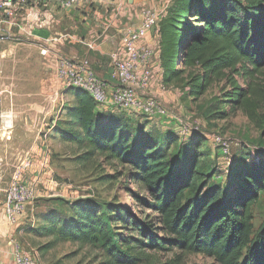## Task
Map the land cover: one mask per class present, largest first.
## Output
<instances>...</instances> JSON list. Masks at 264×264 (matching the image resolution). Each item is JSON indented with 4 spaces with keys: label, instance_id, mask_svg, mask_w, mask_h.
I'll use <instances>...</instances> for the list:
<instances>
[{
    "label": "trees",
    "instance_id": "trees-1",
    "mask_svg": "<svg viewBox=\"0 0 264 264\" xmlns=\"http://www.w3.org/2000/svg\"><path fill=\"white\" fill-rule=\"evenodd\" d=\"M158 31L165 85L187 69L184 85L198 100L224 79L230 88L222 87L213 97L205 118L221 120L240 108L264 136V113L259 112L264 107V0H172ZM74 97L70 116L77 129L62 128L58 133L69 141H85L84 159L98 155L132 172L144 194L131 196L154 212L157 221L155 226L131 220L143 236L140 245L202 254L218 264H264V216L257 228L253 224V208L264 197V153L250 157L240 151L223 181L214 183L221 166L201 148L199 129L181 137L176 130L160 131L144 115L101 109L80 89H75ZM231 154L232 149L225 160ZM96 212H77L76 226L54 231L98 245L114 264H136L133 254L120 249L129 240L116 238L108 211ZM179 260L176 255L169 264Z\"/></svg>",
    "mask_w": 264,
    "mask_h": 264
},
{
    "label": "rangeland",
    "instance_id": "rangeland-1",
    "mask_svg": "<svg viewBox=\"0 0 264 264\" xmlns=\"http://www.w3.org/2000/svg\"><path fill=\"white\" fill-rule=\"evenodd\" d=\"M154 31L159 33L158 29ZM84 51L86 54L82 57L92 61L94 55L87 53V49ZM101 61L109 63L107 56ZM53 73L51 60L40 54V47L34 38L23 35L15 41L0 42V89L5 90L2 109L13 114L14 124L17 125L16 137L19 134L22 137L21 145L18 142L9 154L5 150L9 144L4 141L5 137L13 134L4 126L0 128V148L4 149L0 152V170L9 167L21 182L27 181L34 187V196L26 204L22 216L9 224L13 240L38 264H114L98 245L63 238L54 231L60 226H76L80 219L75 214L77 212L97 211L96 214L100 215L108 211L116 238L129 240V244L119 245L120 249L133 254L136 264H169L176 255L180 256L179 264H218L202 254L178 249L161 252L140 245L143 236L135 230V226L130 225L131 220L136 218L157 225L156 214L141 207L131 196V192L144 194V189L128 168L98 155L84 159L88 150L85 141H69L59 135L62 128L77 129L76 121L70 116L73 114L70 111L75 103V89L63 88L54 79ZM187 74L185 69L171 84L165 85L161 72L157 85L160 91L168 92L173 102L149 91L167 113L161 122H149L160 131H177L181 123H198L201 148L208 149L211 160L221 166L222 171L215 173L213 181L221 183L226 172L234 166L240 151L250 157L263 155L264 136L240 108L224 119L207 120L205 109L214 96H219L222 87L229 89L230 85L224 79L216 81L202 97L193 100L188 93L189 87L184 85ZM236 79L241 81L240 77ZM10 83L16 88L12 93L6 92L11 87ZM225 109L228 111V106ZM259 112L264 113V107ZM210 134L229 140V149L234 154L225 160L222 152L213 147L206 137ZM18 148L23 155L15 161ZM236 148L238 151L235 153ZM11 157L12 160H9ZM14 162H17L16 165ZM8 163L11 165L8 166ZM6 173L9 180L12 176L9 171ZM6 180L2 184L3 189L7 186ZM3 194L0 193V198ZM115 210L123 215H116ZM263 216L264 197L261 195L253 208L254 228ZM152 230L158 231L155 228Z\"/></svg>",
    "mask_w": 264,
    "mask_h": 264
},
{
    "label": "built area",
    "instance_id": "built-area-1",
    "mask_svg": "<svg viewBox=\"0 0 264 264\" xmlns=\"http://www.w3.org/2000/svg\"><path fill=\"white\" fill-rule=\"evenodd\" d=\"M78 0H0V42H11L28 35L24 26L23 11L29 7L55 4L70 10ZM161 13L152 8L142 10L140 23L127 29L120 43L109 54L114 84L97 75L93 68L83 60L69 58L40 47V54L54 63L52 67L63 88H75L84 91L92 100L104 109L124 111L133 116L144 115L148 121H159L167 117L165 109L150 94L151 85L159 81L161 70L155 71V50L140 44L150 31L157 30ZM52 56V58L50 57ZM0 89V121L3 117V93ZM6 128L11 127V115H5ZM196 122L181 123L177 134L187 137L197 131ZM213 147H217L223 156L230 151V141L218 134L206 135ZM34 196V187L14 177L4 190L3 214L8 224L15 223L24 213L26 204ZM11 255L14 264H38L25 253L19 243L11 240Z\"/></svg>",
    "mask_w": 264,
    "mask_h": 264
},
{
    "label": "crops",
    "instance_id": "crops-1",
    "mask_svg": "<svg viewBox=\"0 0 264 264\" xmlns=\"http://www.w3.org/2000/svg\"><path fill=\"white\" fill-rule=\"evenodd\" d=\"M172 0H78L77 5L70 10L62 9L55 4L39 5L29 7L23 11L24 26L29 31V37L34 38L39 47H48L50 51L59 54H65L69 58L86 61L99 77L108 81L110 85L114 84L112 79V66L110 63L109 54L120 43L123 33L130 28L136 27L142 19V10L145 7L152 8L156 12L161 13L162 17L166 13L167 7ZM158 42L159 33L156 31H150L140 44L144 46L152 47L155 50V71L161 70L158 56ZM83 49V50H82ZM94 55L92 61H89L87 57H82L86 52ZM91 50V51H90ZM83 51V52H82ZM104 56L109 59V63L101 61ZM91 57V55H90ZM97 57V58H96ZM101 59V60H100ZM52 62V61H51ZM52 67L54 63L52 62ZM54 79L60 83L55 72L53 73ZM8 93H12L16 88H13V84L10 83ZM150 91L159 98L167 99L173 102L171 97H168V92L160 91L157 81H155L150 88ZM103 109L102 107H100ZM3 111V109H2ZM12 111V110H10ZM5 115H11L12 125L6 128ZM4 126L10 134L9 137H5V144H9L5 150L9 154H12L14 147L19 142L21 145V135L16 137L15 131L17 125L14 124L13 114L3 111V117L0 121V128ZM15 145V146H14ZM4 151L0 148V152ZM17 152V151H16ZM23 155L18 148L16 158ZM11 157L9 160H12ZM25 159V157H24ZM26 160V159H25ZM24 160V161H25ZM17 163V162H16ZM14 162V164L16 165ZM25 165V163H22ZM11 164L8 163V166ZM7 171L12 176L9 180L7 177ZM13 172V173H12ZM21 175V177H23ZM15 177L14 171L9 167L0 170V193H4L2 184L4 180L8 181L6 185ZM36 178V177H35ZM30 185L29 182H24ZM0 198V264H14L13 257L11 255V240H13L11 227L7 223L3 214V201L4 194Z\"/></svg>",
    "mask_w": 264,
    "mask_h": 264
},
{
    "label": "water",
    "instance_id": "water-1",
    "mask_svg": "<svg viewBox=\"0 0 264 264\" xmlns=\"http://www.w3.org/2000/svg\"><path fill=\"white\" fill-rule=\"evenodd\" d=\"M131 2V0H129Z\"/></svg>",
    "mask_w": 264,
    "mask_h": 264
}]
</instances>
